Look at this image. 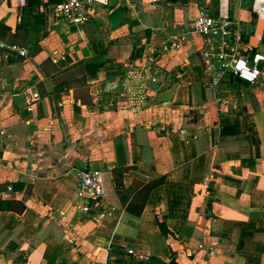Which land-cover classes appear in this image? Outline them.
Instances as JSON below:
<instances>
[{
  "label": "crops",
  "instance_id": "obj_1",
  "mask_svg": "<svg viewBox=\"0 0 264 264\" xmlns=\"http://www.w3.org/2000/svg\"><path fill=\"white\" fill-rule=\"evenodd\" d=\"M55 2L0 0V41L28 51L0 61V264H264V68L213 89L192 31L200 5L225 11L264 56V11L111 0L75 27ZM80 169L104 191L85 215Z\"/></svg>",
  "mask_w": 264,
  "mask_h": 264
},
{
  "label": "built area",
  "instance_id": "obj_2",
  "mask_svg": "<svg viewBox=\"0 0 264 264\" xmlns=\"http://www.w3.org/2000/svg\"><path fill=\"white\" fill-rule=\"evenodd\" d=\"M28 0H14L18 10L26 7ZM111 0H56L52 6V15L56 20L65 21L75 27L89 22L94 6L108 5ZM123 2L134 8L136 0H112ZM252 7L256 13H263L264 1L253 0ZM192 31L206 41L199 51L202 69L208 73L210 86L217 89L228 77L238 79L246 85L254 84L261 76L264 68V56L259 53L249 54L240 49L241 36L244 28L233 20L225 11L211 14L204 5H200L197 16L192 24ZM185 41L184 36H177L163 43L159 51L170 53L177 50ZM242 51V52H241ZM26 48L17 44L0 41V61L8 57L25 58ZM244 61L248 73H254L251 80L244 77L243 69L237 64ZM40 99L37 93L29 94L25 106L30 110L32 104ZM76 201L75 207L82 214H89L98 209L104 197L102 176L100 172L90 169L76 170Z\"/></svg>",
  "mask_w": 264,
  "mask_h": 264
},
{
  "label": "clouds",
  "instance_id": "obj_3",
  "mask_svg": "<svg viewBox=\"0 0 264 264\" xmlns=\"http://www.w3.org/2000/svg\"><path fill=\"white\" fill-rule=\"evenodd\" d=\"M237 68H238V69H243V70H244L243 73H244V77H245L246 79L251 80V79L253 78L254 73H248L247 69L245 68V63H244V61H240V62L237 64Z\"/></svg>",
  "mask_w": 264,
  "mask_h": 264
},
{
  "label": "water",
  "instance_id": "obj_4",
  "mask_svg": "<svg viewBox=\"0 0 264 264\" xmlns=\"http://www.w3.org/2000/svg\"><path fill=\"white\" fill-rule=\"evenodd\" d=\"M228 79H230V80H234V81H236V82H240L238 79H236V78H234V79H231V78H228ZM101 202H102V200H101Z\"/></svg>",
  "mask_w": 264,
  "mask_h": 264
}]
</instances>
